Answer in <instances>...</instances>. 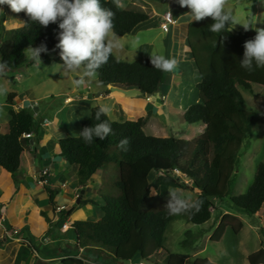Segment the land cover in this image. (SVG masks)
<instances>
[{
	"label": "trees",
	"instance_id": "obj_1",
	"mask_svg": "<svg viewBox=\"0 0 264 264\" xmlns=\"http://www.w3.org/2000/svg\"><path fill=\"white\" fill-rule=\"evenodd\" d=\"M258 2L253 0V6L256 7ZM102 4L115 12L118 36L131 34L136 26L149 19L144 12L117 8L113 0H104ZM3 7L9 8L7 5ZM19 14L23 26L0 32V57L8 62L9 69L33 64L23 53L24 49L41 43L48 48V54H41L42 61L61 64L59 49L55 48L58 25L50 24L43 28L24 12ZM212 22L211 18L191 21L187 29V41L199 82L196 85L198 100L185 110L183 118L188 124L205 126L199 135L189 140L147 135L144 128L150 117L148 113L145 117L123 122L102 116V120H109L113 134L104 140L94 138L91 144H86L79 136L58 140L60 155L78 168L76 177L80 185L86 184L97 171L108 176L107 169L111 164L118 170L115 185L119 189L117 197L99 195L101 202L90 201L99 207V219L78 220L70 225L68 230L75 235L76 243L72 256L62 259V264H86L87 261L127 264L135 259L147 262L160 251H164L162 264H215L206 258L191 261L189 254L168 251L164 246V234L176 218L196 225L208 222L215 210L213 201L232 194V177L243 142L263 119L261 114L248 110L242 90L253 93L254 84L264 87V68L254 67L249 72L240 66L243 45L256 35L255 32L244 28L232 31L230 25L223 32L213 33L208 28ZM165 74L152 66L151 58L141 57L128 62L113 53L97 77L103 87H135L144 96H151L160 91ZM14 98L15 93H9L5 102L10 119L8 131L0 133V168L10 173L15 181L21 155L28 142L23 134L36 137L42 121L27 108L15 111ZM98 108H93L91 114L81 121L80 131L98 123L95 119ZM125 137L131 141L126 152L118 147ZM181 175L191 184L185 183ZM172 188L196 191V199L203 201L201 210L194 215H168L164 205ZM47 190L53 201L54 193L48 187ZM152 191L158 195H152ZM231 201L237 209L252 215L260 211L264 204V162L257 165L254 180L247 191L232 197ZM84 202L89 201L81 200L80 204ZM74 208L75 205L60 213V225L72 215ZM41 215L51 223L45 212ZM219 218L212 237L219 239L227 227L236 234L243 227L242 221L229 213H222ZM9 239L6 236L0 241V246L8 243ZM21 247L17 262L28 249H35L29 244ZM78 254L80 256L76 257ZM247 259L249 264H264V242Z\"/></svg>",
	"mask_w": 264,
	"mask_h": 264
},
{
	"label": "crops",
	"instance_id": "obj_2",
	"mask_svg": "<svg viewBox=\"0 0 264 264\" xmlns=\"http://www.w3.org/2000/svg\"><path fill=\"white\" fill-rule=\"evenodd\" d=\"M0 7L5 10L3 6ZM123 7L122 9H125ZM188 12L189 9L186 8L181 15L177 14L178 23L171 27L168 32H164L160 28L161 21L159 14L147 13L149 15L147 21L136 26L131 34L119 36L120 41L127 38V36H133L140 41L138 35L140 36L141 32L151 31L157 28V30L165 34L162 39L164 47L161 51L158 50L159 46L156 45L157 43H153V41L158 40V34L153 37V40L150 41L149 44L140 41L136 52L129 47L128 50L120 48V50L114 51L115 56L123 61L127 59L126 57L124 58V53L125 55L127 53L130 55L133 52L136 55L134 58L135 60L141 57L151 58V55L162 54L166 57H175L180 61L179 67L174 73H166L164 76L160 91H165V94L161 96V103L159 104L154 105L155 103L152 101V96L147 97L142 94L129 97L118 91H112L111 86H102L101 88L93 89V86L99 84L98 77L95 79L85 78V82H90L89 84L87 83V90L85 92L74 91L77 89L76 87L72 89L69 88V92H58L53 91V89L48 90L44 97H48V95L51 94L52 97L55 95H64L65 98L61 106L56 109L53 116L51 115V118L48 116L39 118L40 116H36L35 113H33L37 108L34 110L32 106L35 105L40 98H35L33 94L30 95V92H28L26 97L21 99L18 93L13 92L12 88L7 89V95L9 93H15L13 106L15 111L27 108L28 112L42 122L41 131H39L38 135L36 137L32 135V137L27 139L28 142L21 155L20 167L15 174V181L10 173L0 168V241L5 239L7 232H12L13 229L19 231L18 234L9 239L10 242L6 243L4 246L8 249L10 248V244L18 245L14 247V251H17L16 258H10V263H6L5 261L7 260L3 259L6 257L1 255L0 264H16L17 257L21 253L22 244L35 246V249L32 248L30 251H26L24 254L27 252L30 254L19 258V264H27V258L31 259L29 264H62V259L72 256V251H74V245L76 243L75 235L73 234V236H69V238H60L55 237L53 234V231L57 230L60 225L58 222L60 213L56 212V207L58 206H65V210H70V208H73L75 205L74 209H80L81 214L83 216L86 215L85 217L89 215V218H92L91 220H97L100 217H98V211L101 213L98 206L90 202L93 199L95 201L99 199L96 194L100 190L97 188L95 193L96 187L90 188L91 179L84 185H80L78 180L71 183V176L74 174L76 175L78 168L75 165L69 164L65 158L60 155L58 140L71 137L69 131H72L71 133L80 131L79 128L82 120H78L74 117L75 112L84 110L83 116L86 118L91 114L93 108L106 105L111 108L108 117L118 122L136 120L150 113V118L145 126L146 130L148 126L154 122L161 123L162 125L163 123L169 125L168 114L178 113L183 117L187 108H183L181 103L177 104V107H174L170 101L167 102V96L165 97L164 95H167L171 89L175 87L179 89L180 86H182L183 79L181 74L183 73L184 67L187 68L189 77L196 81L195 85L199 82V75L197 80V75L195 74H198V72L193 65L192 54L187 41L188 24L192 21L191 17L185 14ZM2 14L4 16H2ZM16 22L17 19H7L4 12L0 13V32L21 27L24 24L22 17L21 23L16 24ZM15 25H17V27ZM80 72H82V70ZM14 78L11 77V79H9L10 82H14ZM83 88H85V86H83ZM75 103H80L81 105H76ZM7 114V117H2L0 115V133H6L8 131L10 115L9 113ZM157 117H160L163 121H156ZM71 125H76V129L75 127L72 128ZM198 125L200 126L198 127L199 132L201 133L205 126L202 124ZM154 126L157 127L158 125L154 124ZM193 128L194 127H190L191 134L184 139L189 140L196 137V130ZM159 129L164 133L156 134V132H154L153 136L158 137L162 135V137H169L166 134V128L160 127ZM97 173L99 174L100 171H97L96 174ZM96 174L93 178L98 179L99 176ZM47 187L54 193L53 201L50 199V193ZM58 191H61L63 194V202L66 201V199H64L65 197L70 199L69 205L59 201L61 200V194H58ZM82 191H85L84 193H86L85 195L87 196L85 199H82V201L89 199V202H84V204H80ZM89 191L90 195H87ZM78 200L79 202H77ZM46 201H49L47 206L44 204ZM80 205H84L86 208L80 207ZM41 212H45L49 216L51 220L50 224L42 217ZM67 222L69 225L74 222L71 216L67 219ZM62 228L63 224L60 227V233L63 237L71 234L68 230L69 228L65 230ZM56 244H59L58 247L55 246ZM82 251L83 249H80V252ZM154 255L149 261L139 262V264L153 263L152 259ZM79 256L80 254L76 255V257ZM86 264L94 263L87 261Z\"/></svg>",
	"mask_w": 264,
	"mask_h": 264
},
{
	"label": "rangeland",
	"instance_id": "obj_3",
	"mask_svg": "<svg viewBox=\"0 0 264 264\" xmlns=\"http://www.w3.org/2000/svg\"><path fill=\"white\" fill-rule=\"evenodd\" d=\"M103 1L104 0H101V3ZM171 3L177 5L175 10L170 8ZM123 4V8L128 10L144 12L146 14H159L160 16L166 11H171L177 16V14L181 15L186 10V8H181L176 0H123ZM227 7L232 10L235 17V23L230 26L232 31H238L244 28L242 25L245 24L250 25L249 29L253 32H255L253 28H264V0H259L256 7L253 6V0H228ZM3 12L6 14L7 19L14 18L17 19L16 24L21 23L19 13L12 12L10 8H5ZM2 16L4 15L2 14ZM15 26L17 27V25ZM156 34L159 35L158 40L153 41V43H157L156 45L159 46L158 50L161 51L164 47L162 39L165 34L160 30H157V28L154 30L152 29L151 31H143L138 37L140 41L149 44ZM140 41L133 36H127V38H124L121 41L122 49L128 50L129 47L136 52ZM123 56L124 58H127L126 61H132L135 60L134 58L136 55L133 52L130 55H128V53L125 55L124 53ZM28 65L29 66H24L15 70L8 69L7 74L3 76L5 79L0 78V86L5 87L6 90L12 88L13 92L18 93L21 99L26 97L28 92H30V95L33 94L35 98H40L36 104L32 106L34 110L37 108V111L35 110L33 113H35L36 116H40L39 118H42L43 116L51 118V115L53 116L56 109L61 106L65 98L64 95H55L52 97L51 94H49L48 97H44L48 90L53 89V91L58 92H69V88L72 89L73 87H76L77 89L74 91L85 92L87 90L86 85L90 83L85 82V78H83L84 82L80 83L82 72L66 73L52 61L49 63L43 62L40 67H36L34 63H29ZM182 72V86H180L179 89H176V87L171 89V91L164 96H167V102L170 101L174 107H177V104L181 103L183 108H188L197 102L198 89L195 85L196 81L189 77L186 67H184ZM195 75H197L198 80V74ZM11 77L16 78H14V82H10L9 79H11ZM83 86H85V88H83ZM101 87L100 84H97L93 86V89ZM7 92L8 91H6L4 95H0V115L2 117L8 116V108L4 105L7 98ZM163 94H165V91H158L151 95L152 101L155 103L154 105L161 103L160 100ZM242 95L245 99L248 110L261 114L263 119L254 126L253 134L247 137L243 142L238 155L235 173L232 177L234 182L232 194L224 199L213 201L215 210L212 212V217L208 222L196 225L188 223L184 219L176 218L168 225L164 234L165 248L170 252L189 254L191 256V261L198 258H206L211 263L215 264H249L247 257L251 253L257 251L261 247V243L264 242V204L257 214L252 215L248 212L237 209L231 201L232 197H237L247 191L254 180L257 165L260 162H264V87L254 84L253 93L242 90ZM76 105L81 104L79 103ZM83 111L84 110L75 112L74 117L78 120H83ZM167 116L169 125H165L164 123L162 125L161 123L154 122L148 126L147 130L145 129L146 127L144 128L145 133L147 135H153L154 132H156V134H163L164 132L159 128L164 127V129L166 128L167 136L186 138L191 134L190 127H194L193 129L196 130V136L200 134L198 128L200 127L199 125L186 123L183 117L178 113L168 114ZM156 121L160 122L163 121V119L157 117ZM154 124L158 126L156 127ZM71 127H75L76 129V125H71ZM71 132L72 131H69L71 137H77L76 134L79 133V131L76 133ZM158 137H162V135ZM107 170L109 171L108 176H106V174L102 175V172L100 171L99 174H96L99 176L98 179L93 178L94 176L91 178L90 188L96 187V190L94 191L95 193L98 188L100 190L96 194L98 196L108 195L111 197H117L119 195V189L115 185V182L118 180L117 167L115 165L111 166L110 164ZM75 176V174L71 176V183L77 181V177ZM180 177L182 180L184 179L185 183H189L188 185L191 184V181L186 180L183 175ZM179 190L187 197H192L194 199L197 197L196 191H192L190 188ZM84 192L81 193V200L87 197ZM58 194H61V196L59 195L61 197V200L59 201L69 205L70 199L65 197L64 199H66V201L63 202L62 192L58 191ZM87 195H90V191L87 192ZM85 201H89V199ZM96 201L101 202L102 200ZM44 204L47 206L49 201L44 202ZM80 207L86 208L84 205H80ZM222 213H229L237 217L242 221L243 227L237 234L234 233L230 227H227L218 239L212 236L217 227L216 223L220 221L219 217ZM98 214L99 217V211ZM85 216L81 214L80 209H74L71 218L73 221L92 219L91 217L89 218V215L88 217ZM60 227L61 225L58 226L57 230L53 231L55 237L69 238V236H73V232L70 231L71 234L63 237L60 233ZM58 245L59 244H56L55 246L58 247ZM4 246L5 244L0 246V258H2L1 255H3L6 257L3 259L7 260L5 262L10 263V258H16L17 256V251H14V247L18 245L10 244V248L8 249ZM30 250L31 249H28L27 251ZM29 254L30 253L27 252L24 256H28ZM163 257L164 251L156 253L152 259L153 263L151 264H161ZM26 261V263L29 264L31 259L27 258ZM16 264L19 263L17 262ZM129 264H139V262L135 259Z\"/></svg>",
	"mask_w": 264,
	"mask_h": 264
},
{
	"label": "clouds",
	"instance_id": "obj_4",
	"mask_svg": "<svg viewBox=\"0 0 264 264\" xmlns=\"http://www.w3.org/2000/svg\"><path fill=\"white\" fill-rule=\"evenodd\" d=\"M181 8L189 9L192 22H200L206 18L213 21L209 31L223 32L235 23V17L227 7L228 0H176ZM117 8H122L123 0H113ZM7 5L14 13L24 12L31 21L47 28L50 24L58 25L55 45L59 49L61 64H56L66 73L82 71L80 83L83 78L95 79L99 70L109 61L114 51L122 48L120 37L115 32V12L104 6L101 0H0V6ZM173 9V8H172ZM170 12V11H169ZM0 13L3 8L0 7ZM171 14V12H170ZM245 31L250 25H242ZM256 35L245 41L243 58L240 66L251 72L255 68H264V28H253ZM24 54L36 67L43 63L41 54H48L45 43L24 49ZM152 66L163 73H174L180 64L175 57L165 55H151ZM9 65L0 57V77L7 74ZM6 88L0 86V95L6 93ZM111 108L101 105L95 113L98 123L84 127L76 134L86 144H91L94 138L104 140L113 134L111 124L107 117ZM131 141L123 138L118 144L122 151H128ZM152 195H158L152 191ZM203 205L202 200L185 196L179 189H170L164 208L170 216L198 213ZM70 227V226H69Z\"/></svg>",
	"mask_w": 264,
	"mask_h": 264
},
{
	"label": "built area",
	"instance_id": "obj_5",
	"mask_svg": "<svg viewBox=\"0 0 264 264\" xmlns=\"http://www.w3.org/2000/svg\"><path fill=\"white\" fill-rule=\"evenodd\" d=\"M170 12L166 11L163 15L160 16V18H161L160 28L164 32H168L171 27L175 26L178 23V16L174 15L173 12H171V14H170ZM30 137H32L31 134H28V133H24L23 134V138L28 139ZM64 209H65V206H58V207H56V212L61 213ZM69 226L70 225L66 221V222L63 223V228L62 229L63 230L68 229ZM18 232L19 231L17 229H13L12 232H7L6 236L11 239V238H13L14 235H17Z\"/></svg>",
	"mask_w": 264,
	"mask_h": 264
},
{
	"label": "water",
	"instance_id": "obj_6",
	"mask_svg": "<svg viewBox=\"0 0 264 264\" xmlns=\"http://www.w3.org/2000/svg\"><path fill=\"white\" fill-rule=\"evenodd\" d=\"M177 5L176 4H173L171 3L170 5V8H176ZM111 90L112 91H118L122 94H124L125 96H129V97H133V96H136V95H142V92L140 89L138 88H129V89H126V88H123V87H116V86H111ZM147 97H150V95H147ZM84 191H82L81 193H83ZM79 202V200L77 201Z\"/></svg>",
	"mask_w": 264,
	"mask_h": 264
}]
</instances>
